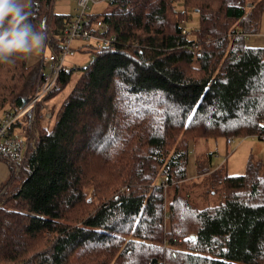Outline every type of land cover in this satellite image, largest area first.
<instances>
[{
	"label": "trees",
	"instance_id": "16d2710c",
	"mask_svg": "<svg viewBox=\"0 0 264 264\" xmlns=\"http://www.w3.org/2000/svg\"><path fill=\"white\" fill-rule=\"evenodd\" d=\"M52 2L24 0L54 47L71 14ZM106 3L87 17L115 43L83 44L94 58L50 105L52 124L38 105L30 124L24 115L10 128L30 140L18 174L0 184V264H264L262 162L219 177L217 204L176 190L165 210L164 195L187 176L196 139L264 136V47L245 43L264 0ZM35 75L26 57L0 64V111L22 106Z\"/></svg>",
	"mask_w": 264,
	"mask_h": 264
},
{
	"label": "rangeland",
	"instance_id": "374dc122",
	"mask_svg": "<svg viewBox=\"0 0 264 264\" xmlns=\"http://www.w3.org/2000/svg\"><path fill=\"white\" fill-rule=\"evenodd\" d=\"M75 7V0H53L52 2V12L53 13H64V14H72L73 9ZM176 9H180V5H176ZM107 10L106 1L94 3L90 2L88 5V11L94 14L103 13ZM196 14L192 11L189 13V21L186 22L187 27H192L196 25ZM44 35L46 37L45 43H48L47 40V24L44 27ZM44 46V45H43ZM43 47L39 51V53L26 57L27 64L31 66H36V75L33 81V90L29 94L28 97H24L26 99L25 104L22 107H25L28 103L29 98L33 95L35 90L37 80H38V65L41 58ZM48 51L45 49V54L47 55ZM89 55L87 53H83L78 51L75 55L68 57V62L66 63V68L74 67L75 71L71 76V80L61 89L54 91L50 96L46 99L43 98L40 101L36 102L34 107L32 108L33 114L36 106L41 105L43 111L44 120L47 121L48 124H52L54 122L51 117V110L49 109L52 103H55V108L58 107L62 98L69 92L74 79L78 74V67L87 63ZM73 63H76V66H73ZM21 107V108H22ZM34 109V110H33ZM4 112V110L1 109ZM0 111V115H1ZM31 111V114H32ZM32 120V117L29 120V124ZM23 134V133H21ZM27 141L29 145L30 135L27 131ZM225 138L217 137V138H209V139H196L192 142L190 146V155L189 162L187 165V175L195 174L194 176H186L185 179L180 180L178 183L168 184L164 187V195H165V210L167 204L172 199L174 192L178 190L179 194L188 198L198 207H204L208 205L217 204L221 199L222 189L219 183V177H221L225 172L229 174H241L245 169V164L248 160V157L253 159H262L264 160V141H259L253 139L251 137H245L241 139H233L232 143L228 148L225 146ZM211 154V169H215L220 166L219 170L210 173L209 175H204L203 167L206 165L208 160V156ZM197 159V165H195L194 173V161ZM264 165V163H263ZM192 167V169H191ZM14 172L13 169H9V174L7 178L12 175H17L18 172ZM190 172L192 174H190ZM6 178V179H7ZM161 180V178H159ZM124 188V187H123ZM168 225V221L166 222V226ZM168 227V226H167Z\"/></svg>",
	"mask_w": 264,
	"mask_h": 264
},
{
	"label": "built area",
	"instance_id": "2783aa9c",
	"mask_svg": "<svg viewBox=\"0 0 264 264\" xmlns=\"http://www.w3.org/2000/svg\"><path fill=\"white\" fill-rule=\"evenodd\" d=\"M102 1L109 0H75L74 12L70 19L63 21L56 37V46L44 43L37 70V84L28 103L25 107L22 105V108L4 111L0 117V161L12 166L14 172H17L24 162L28 137L19 132H10V128L24 115L30 120L36 102L54 89L60 73L66 69L68 57L82 49L83 44H91L99 48L112 46L115 43V36L109 34V27L106 24L99 19L91 23L87 17L89 3ZM182 32L188 34L187 29H183ZM45 49L48 51L47 55ZM93 58V54H89L87 63ZM73 66H76V63H73ZM261 139H264V136H261ZM232 141L230 137L226 139L229 144ZM125 190L128 188L126 187Z\"/></svg>",
	"mask_w": 264,
	"mask_h": 264
},
{
	"label": "clouds",
	"instance_id": "9594fccd",
	"mask_svg": "<svg viewBox=\"0 0 264 264\" xmlns=\"http://www.w3.org/2000/svg\"><path fill=\"white\" fill-rule=\"evenodd\" d=\"M27 7L24 0H0V64L37 54L45 43L44 33L29 22Z\"/></svg>",
	"mask_w": 264,
	"mask_h": 264
},
{
	"label": "crops",
	"instance_id": "0c3cea01",
	"mask_svg": "<svg viewBox=\"0 0 264 264\" xmlns=\"http://www.w3.org/2000/svg\"><path fill=\"white\" fill-rule=\"evenodd\" d=\"M247 6H249V4H247ZM74 9H75V7H74ZM74 9H73V12H74ZM73 12H72V14H73ZM72 14H71V16H72ZM245 43H246L247 46H250V47H264V12L261 15V18H260V21H259V24L257 26L256 31L255 32H252V33H248L245 36ZM2 114H3V111H1L0 117L2 116ZM247 137H251L253 139H256L255 136H247ZM243 138H245V137H243ZM256 140H258V139H256ZM259 141H264V139H260ZM231 143L229 144L225 140V146H226V148H228V146H230ZM211 157H212L211 154H209V156H208L209 162L207 161L206 162V165L203 166V167H209V168H203L204 169V175H209L210 173H212L214 171H217L220 168V166L216 167L215 169H211L210 168V165H211V162H210L211 161ZM250 159L251 158L248 157V160H250ZM252 160L253 161H260V162L264 163V160H262L260 158L259 159H253L252 158ZM193 161H194L193 162L194 165L192 167H194V173H196L195 172V165H197L198 160L195 159ZM192 167H191V169H192ZM9 169L10 168H9V166H8L7 163H5L4 161H0V184L6 180L8 174H9ZM192 173L190 172V174H192ZM225 173H227V172H225ZM227 174H229V173H227ZM194 175L195 174L187 175V176L190 177V176H194Z\"/></svg>",
	"mask_w": 264,
	"mask_h": 264
},
{
	"label": "water",
	"instance_id": "95a60500",
	"mask_svg": "<svg viewBox=\"0 0 264 264\" xmlns=\"http://www.w3.org/2000/svg\"><path fill=\"white\" fill-rule=\"evenodd\" d=\"M25 102H26V99H23V100H22V105H24V104H25Z\"/></svg>",
	"mask_w": 264,
	"mask_h": 264
}]
</instances>
